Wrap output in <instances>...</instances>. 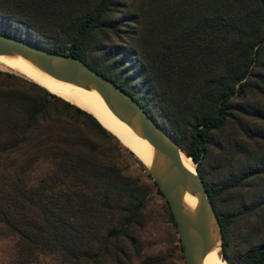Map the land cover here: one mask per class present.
<instances>
[{
	"label": "trees",
	"instance_id": "obj_1",
	"mask_svg": "<svg viewBox=\"0 0 264 264\" xmlns=\"http://www.w3.org/2000/svg\"><path fill=\"white\" fill-rule=\"evenodd\" d=\"M0 32L137 99L196 163L227 264H264V0H0ZM113 50L111 70L94 63ZM110 141L134 156L90 112L0 70V237L16 264H168L142 252L148 197L163 195Z\"/></svg>",
	"mask_w": 264,
	"mask_h": 264
},
{
	"label": "water",
	"instance_id": "obj_2",
	"mask_svg": "<svg viewBox=\"0 0 264 264\" xmlns=\"http://www.w3.org/2000/svg\"><path fill=\"white\" fill-rule=\"evenodd\" d=\"M0 54L21 55L56 80L95 90L120 120L151 145V164L145 167L172 213L186 263L203 264L205 251L213 238L220 241L219 255L226 261L221 226L203 180L196 169V163L147 113L137 99L74 55L52 51L2 32H0ZM183 154L191 158L195 165L194 170L185 167L182 161ZM187 192L196 198L193 213L183 204Z\"/></svg>",
	"mask_w": 264,
	"mask_h": 264
},
{
	"label": "bare ground",
	"instance_id": "obj_3",
	"mask_svg": "<svg viewBox=\"0 0 264 264\" xmlns=\"http://www.w3.org/2000/svg\"><path fill=\"white\" fill-rule=\"evenodd\" d=\"M0 70L9 71L44 87L63 99L79 106L94 115L102 125L122 140L124 145L136 156L144 166L148 167L152 159V147L137 136L133 130L120 120L105 104L99 94L92 88L56 80L45 74L40 68L21 55L0 54ZM185 167L194 170V163L190 157L183 154ZM184 206L193 213L196 198L187 192L183 198ZM220 241H211L205 251L203 264H227L220 255Z\"/></svg>",
	"mask_w": 264,
	"mask_h": 264
},
{
	"label": "rangeland",
	"instance_id": "obj_4",
	"mask_svg": "<svg viewBox=\"0 0 264 264\" xmlns=\"http://www.w3.org/2000/svg\"><path fill=\"white\" fill-rule=\"evenodd\" d=\"M112 40L117 41L115 37H112ZM117 54L118 52L113 50L103 56L97 55L93 58V61L95 64L100 66L105 65L108 70H111L112 67L108 66L110 64V59L108 58H112V55ZM129 58L130 57L127 56V60ZM105 146L116 156L119 155V160H121L122 164L126 167L128 174L132 176L140 175L144 179H148L146 177V170L148 169H142L136 163L134 156H131L123 149H118L116 151L117 148L113 141L105 144ZM46 168L47 167L43 163L40 164L33 169L31 176L34 178L38 173L46 170ZM146 217L147 223L142 235L143 254H163L167 258L168 264H187L184 259L183 251L180 250L181 242L179 241L177 226H175L170 219L165 198L161 196L155 188L151 190L148 197ZM54 261L55 260L51 257H44L41 258L37 264H54ZM0 264H16L14 261L13 241L9 238L0 237Z\"/></svg>",
	"mask_w": 264,
	"mask_h": 264
}]
</instances>
